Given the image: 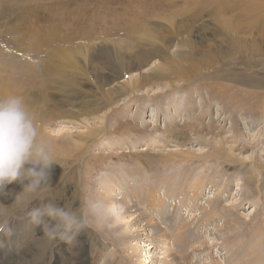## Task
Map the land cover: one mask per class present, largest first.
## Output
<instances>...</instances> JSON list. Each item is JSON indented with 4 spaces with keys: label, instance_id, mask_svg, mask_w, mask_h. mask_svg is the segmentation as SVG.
<instances>
[{
    "label": "rangeland",
    "instance_id": "rangeland-1",
    "mask_svg": "<svg viewBox=\"0 0 264 264\" xmlns=\"http://www.w3.org/2000/svg\"><path fill=\"white\" fill-rule=\"evenodd\" d=\"M20 58L21 96L72 153L50 175L68 194L44 202L63 207L70 193L74 210L97 196L126 208L118 236L84 229L47 244L42 264H264V0H0L12 82ZM24 216L0 234V264L32 258L42 225L28 238ZM162 229L169 250L152 237Z\"/></svg>",
    "mask_w": 264,
    "mask_h": 264
},
{
    "label": "clouds",
    "instance_id": "clouds-1",
    "mask_svg": "<svg viewBox=\"0 0 264 264\" xmlns=\"http://www.w3.org/2000/svg\"><path fill=\"white\" fill-rule=\"evenodd\" d=\"M56 164L55 148L24 98L0 96V196L13 183L22 186L10 206L0 204V234L10 236V221L24 213L29 227L42 225L43 240L49 245L57 241L71 245L84 229L108 230L118 236L126 214L121 203L97 196L75 210L71 204L32 207L34 201H44L53 191L50 173Z\"/></svg>",
    "mask_w": 264,
    "mask_h": 264
},
{
    "label": "bare ground",
    "instance_id": "bare-ground-1",
    "mask_svg": "<svg viewBox=\"0 0 264 264\" xmlns=\"http://www.w3.org/2000/svg\"><path fill=\"white\" fill-rule=\"evenodd\" d=\"M23 28V27H22ZM21 28V29H22ZM6 32H8V31H6ZM9 33V32H8ZM9 34H11V33H9ZM19 42H21V45L19 46V50H21L22 48H21V46L23 45V43H24V37L23 36H20V39H19ZM62 44H64V43H62ZM65 44H67V43H65ZM61 51V52H60ZM35 52H37V51H35ZM55 53V51H53V54ZM58 53H60V54H62V55H64L65 57H67V54L68 53H70L69 51H66L64 48H61V46L60 47H58V52L56 53V55L58 56ZM23 54V53H22ZM22 54L20 55L19 54V56H21V57H23V58H25L24 57V55L22 56ZM53 54H51V56L53 55ZM69 56L71 55V54H68ZM140 57V56H139ZM23 58L21 59L20 58V61H19V65H21L22 67H21V70H19L18 71V77H17V79L19 80H21V81H19L18 82V80L16 79L15 81H13L12 82V80H11V76L8 74V73H6V70L4 69V67L3 66H0V72H3V73H1L0 74V96H6V95H8V94H17V95H23V92H24V90L26 89L25 88V83L22 81L25 77H24V75H25V70L27 69V68H29L30 66H28L27 65V63H26V61H24L23 60ZM141 58V57H140ZM64 59H66V58H64ZM67 59H70V58H67ZM139 59V58H138ZM31 65V64H30ZM54 65H55V61H53V60H51V63H50V65H48V64H46L44 67H43V71L44 72H46L47 74H50L49 72H51L52 70H50V67H54ZM66 66V65H65ZM63 67V66H62ZM67 67H68V65H67ZM7 68H8V66H7ZM33 69V68H32ZM35 70V69H34ZM40 70V69H39ZM54 70H56V69H54ZM32 71V70H31ZM61 75H63V74H65V73H67V74H71V75H69V78L71 79V81H73V83H75V81H77L76 80V77H74V75H72V73L69 71L68 72V69L65 67V69L64 68H62L61 69ZM38 72V71H37ZM38 74V73H37ZM9 75V76H8ZM37 77H39V76H37ZM64 77V76H63ZM164 77H165V74H164ZM169 78V77H168ZM18 82V85H16L17 84V82ZM25 81V80H24ZM68 82V84H70V83H72V82ZM16 82V83H15ZM78 82V81H77ZM55 83V82H54ZM22 86V87H21ZM123 87H125V86H123ZM112 90V89H111ZM214 94V93H213ZM51 107L53 108V109H55V107H56V105L55 104H53V105H51ZM55 111V110H54ZM54 111L52 112V110H50L49 111V113H45L46 114V117H48V116H50L51 114H53L54 113ZM91 111H93V110H91ZM91 113V112H90ZM54 119V118H53ZM56 119V118H55ZM169 120V119H168ZM37 121V124H38V126L42 129V131H43V133H44V135L46 136V137H48L50 140H51V142H52V144H53V146H54V148L56 147V145L58 144V141H61L62 140V138H60V136H59V138H56V137H52V136H49V135H47L46 134V132H45V130H46V127H45V125H46V119L44 120H36ZM51 123V122H50ZM40 124V125H39ZM54 124V123H53ZM92 133H87V134H83V135H81L82 137L79 139L80 140V142H77V150H87L89 147H91V140H90V138H92V136L95 134L96 135V133H97V131L95 130V129H93L92 131H91ZM55 136H58V135H56L55 134ZM54 144H56V145H54ZM62 144V143H61ZM59 146H60V144H59ZM63 146V145H62ZM61 146V147H62ZM65 146V145H64ZM63 146V147H64ZM61 147H59V148H61ZM74 147V146H73ZM68 149H69V147H67ZM67 148H65L64 150H65V152L63 153V152H61V151H59L58 150V148H55V152H56V154H59V155H63V154H67V156H69V155H71L72 153L67 149ZM61 149H63V148H61ZM76 149H74L73 151H75ZM110 150V149H109ZM82 152H85L86 153V151H82ZM89 152V151H88ZM82 154V153H81ZM74 155V154H73ZM83 157V156H82ZM61 159V158H60ZM83 160V159H82ZM86 161V160H85ZM84 161V162H85ZM83 162V161H82ZM82 164V163H81ZM56 170V169H55ZM56 172V171H55ZM50 175H51V173H50ZM51 177H52V175H51ZM164 181V180H163ZM50 185L53 187L54 185H58V181L56 182H52V180H51V178H50ZM88 186V185H87ZM14 187V190L13 191H11V189ZM192 187V186H191ZM55 188V187H54ZM68 187H67V185H65L64 184V186H62V187H60V189L58 190V191H56V189H53V191H52V193H54V195L56 194V195H58L57 193H67L68 194V191L70 190V189H67ZM22 190V186L21 185H19V184H16V183H13L12 185H9L8 187H7V190H5V192H6V195H3V196H0V204H4L5 206H10L11 204H12V202H13V200H14V198H15V195L17 194V193H19L20 191ZM115 190H118V189H115ZM127 190V189H126ZM131 190V189H130ZM122 191H123V189H122ZM148 194H150V193H148ZM69 195H70V193H69ZM67 196L66 198H64V201H63V206H65V205H67V204H71L72 205V207H73V209H74V206H77V205H75V202L74 201H70L72 198H70V196ZM136 195V194H135ZM154 195V194H153ZM61 196H62V194H61ZM57 197V196H56ZM75 197H77V196H75ZM150 197V196H149ZM154 197V196H153ZM75 199V198H74ZM149 199V198H148ZM158 199V198H157ZM157 199H155V200H157ZM168 200H169V196H161L160 198H159V200H158V204L161 206V207H165V206H169V204L167 203L168 202ZM47 201V200H46ZM77 201V200H76ZM35 202V204L37 205V206H40L41 205V203H44V204H46L44 201H39V200H37V201H34ZM49 202H53L52 200H50ZM112 202H116L117 203V201H114V199H113V201ZM48 203V202H47ZM76 203H78V202H76ZM135 205V204H134ZM75 209H77V208H75ZM156 210V209H155ZM157 210H158V208H157ZM17 216H18V218H21V216H22V213H19V214H17ZM16 216V217H17ZM25 217V216H24ZM160 217V216H159ZM181 223V222H180ZM180 223H179V225H180ZM176 225V224H175ZM174 225V226H175ZM187 227V226H186ZM177 229H179L178 227H176ZM32 227H29L28 226V224L24 227V230L25 231H27L28 233H26V237H28V238H32L33 237V233H32ZM160 229V228H159ZM159 229H157V230H159ZM162 231V232H161ZM160 232H158V231H155V233L152 235V237H154V238H158V239H165L164 241V244L161 246V248L160 249H164L165 247H167L168 248V250H169V243L171 242L170 240H169V238H168V236H166L165 235V232H163V231H165V230H161ZM39 233H41V232H39ZM173 233H174V230H173ZM175 235V234H174ZM183 234H181L180 236H179V238L181 239V236H182ZM37 236L35 235L33 238H35L34 239V249H33V251L30 253V255L32 256V258L30 259V262H28L27 264H42V260L43 259H46V255L48 254V250L50 249V248H48V250H47V243H46V241H44L43 240V233L41 234V237L40 238H36ZM169 237H170V235H169ZM174 239V238H173ZM29 240V239H28ZM143 239L141 238V241L139 242V244L140 245H142V243H146V241L144 240V241H142ZM169 240V241H168ZM147 241H149V240H147ZM175 241V240H174ZM60 242V241H59ZM184 243V242H183ZM172 244V243H171ZM49 245V244H48ZM51 245H49V247H50ZM140 247V246H139ZM167 252H169V251H167ZM57 259H58V256H57ZM56 259V255H54V256H51L50 257V254H49V258H47V260H45V261H43V262H46L47 261V264H51V262L53 261V262H55V264H58V260ZM184 260V259H183ZM139 261H141V258L137 261L138 263H139ZM82 264H86V262H83ZM137 264V263H136ZM140 264H142V263H140ZM146 264V263H145Z\"/></svg>",
    "mask_w": 264,
    "mask_h": 264
}]
</instances>
